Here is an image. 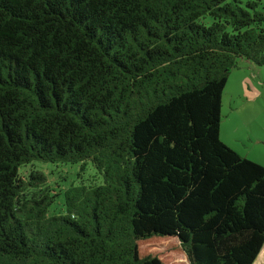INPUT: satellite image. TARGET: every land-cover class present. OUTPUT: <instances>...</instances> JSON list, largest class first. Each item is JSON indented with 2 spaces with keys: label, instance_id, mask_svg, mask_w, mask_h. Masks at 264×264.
Listing matches in <instances>:
<instances>
[{
  "label": "trees",
  "instance_id": "16d2710c",
  "mask_svg": "<svg viewBox=\"0 0 264 264\" xmlns=\"http://www.w3.org/2000/svg\"><path fill=\"white\" fill-rule=\"evenodd\" d=\"M239 58L264 0H0V264H252L264 165L220 137Z\"/></svg>",
  "mask_w": 264,
  "mask_h": 264
},
{
  "label": "rangeland",
  "instance_id": "374dc122",
  "mask_svg": "<svg viewBox=\"0 0 264 264\" xmlns=\"http://www.w3.org/2000/svg\"><path fill=\"white\" fill-rule=\"evenodd\" d=\"M220 137L243 156L264 165V59L256 64L239 58L237 67L230 70L222 93ZM50 170L52 182L64 184L76 177L79 168L71 164Z\"/></svg>",
  "mask_w": 264,
  "mask_h": 264
},
{
  "label": "crops",
  "instance_id": "0c3cea01",
  "mask_svg": "<svg viewBox=\"0 0 264 264\" xmlns=\"http://www.w3.org/2000/svg\"><path fill=\"white\" fill-rule=\"evenodd\" d=\"M247 96L249 98L251 96V93L247 94ZM248 100H250V99H248ZM252 264H264V245L260 249V251L258 252V254L256 255V258L254 259V261L252 262Z\"/></svg>",
  "mask_w": 264,
  "mask_h": 264
}]
</instances>
